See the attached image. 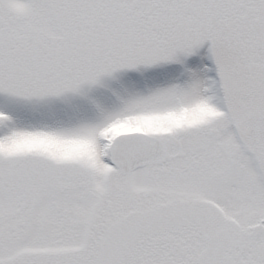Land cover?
Wrapping results in <instances>:
<instances>
[{
	"label": "snow or ice",
	"instance_id": "6c2138e0",
	"mask_svg": "<svg viewBox=\"0 0 264 264\" xmlns=\"http://www.w3.org/2000/svg\"><path fill=\"white\" fill-rule=\"evenodd\" d=\"M0 264H264V0H0Z\"/></svg>",
	"mask_w": 264,
	"mask_h": 264
}]
</instances>
